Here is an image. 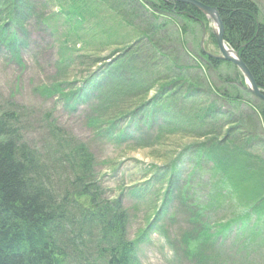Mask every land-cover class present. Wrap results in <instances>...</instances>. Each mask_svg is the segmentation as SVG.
Instances as JSON below:
<instances>
[{
  "label": "rangeland",
  "instance_id": "374dc122",
  "mask_svg": "<svg viewBox=\"0 0 264 264\" xmlns=\"http://www.w3.org/2000/svg\"><path fill=\"white\" fill-rule=\"evenodd\" d=\"M42 1L15 0L11 5L9 16L28 28L34 47L25 48L22 67L7 51L6 45H0V111L10 104L24 107L28 126L26 135L32 143H42L48 123L46 119L51 117L57 126L86 144L96 160L94 175L102 199L110 203L113 213L114 209L120 207L129 213L128 238L143 234L156 209L163 204V194L159 192L155 175H160L172 162L185 172V178H189L187 182L190 187L183 186L184 192L190 196L196 195L199 199L195 211L198 215L196 213L194 216L199 224L208 222L211 226L209 231L215 232V227L234 222L226 231V236L218 239L219 244L213 248L208 245L202 247L204 258L201 260L192 257V254L188 256L186 245L182 243L183 231L190 226L187 217L176 221L174 225L169 223V218H165L162 240L149 242L146 236L140 242L138 255L141 264H264V217L259 219L261 229L246 228L242 231L236 222L242 220L251 206L260 203L264 207V125L254 109L260 101L248 91L243 74L233 63L218 60L217 64L210 65L200 58L202 45L211 54L220 55L212 37L214 23L205 18L204 32L199 22L185 15L170 11L155 14L152 8L144 6L156 4V0H144L149 4L138 0H78L75 5L85 8V18L78 36L67 34L62 14L59 15L58 28L55 26V32L50 33L48 28L41 30L35 24L36 15L42 16L43 12L50 10L41 4ZM59 1L66 10L70 1ZM255 2L260 10V19L264 20V0ZM6 3L7 0H0V7ZM104 5L117 6L111 10ZM120 5H128L139 15L142 13L146 20L135 21L138 25L136 28L128 26L117 14L129 8ZM91 8H96L98 13ZM145 28H148L147 33ZM77 37L80 39L76 40ZM149 41L163 49V52H158L162 55L157 58L160 62L153 69L143 72L144 78L150 76L151 83L128 91L127 87L121 96L116 95L113 100L107 95L106 100L95 98L83 104L67 102L57 94L58 89L67 93L90 85L99 71H106L109 75L110 70H113L112 64L125 53L135 50L134 47L131 49L132 46H139L142 56L149 58L143 53H154ZM62 56L64 59H61ZM57 59L61 71H57ZM180 86L184 92L192 94L191 98L187 97V101L192 104L189 106L196 116H202L204 108L213 104L219 110L216 112L223 113L220 115L221 120H228L224 123L219 119L210 122L212 128L209 125L206 131L212 133L207 135H199L197 130L192 129L195 124L185 126L187 129L183 131L175 129L170 132L164 130L166 125L161 131L158 123L156 126L154 123L150 128L152 131L149 129L148 132L149 140L135 146L114 144L106 134L97 130V125L102 124L90 122L96 116L97 121L107 116L106 112L112 104L117 113L143 112L151 115L154 106L163 103L160 99L165 90L171 93L180 89ZM113 87L115 82L111 80L107 90L113 92ZM183 103V100H175L173 108H169V117L181 111ZM151 104L153 106L149 112L147 107ZM186 114L191 115L190 112ZM169 117L167 123H172L173 119L169 120ZM231 121L237 122L226 124ZM217 125H223L220 128L223 134L214 133ZM228 130L232 131L231 139L236 140H233L234 144H240L245 137H249V142L256 140L257 143L247 150L250 154L241 157L243 164L230 176L214 167V158L205 156L211 150L208 148L212 145L211 140L218 142L226 140V137L228 139ZM229 146L236 147L232 144ZM248 164L255 169H251ZM144 179L150 180L149 185H146L148 190H143L139 195L128 194L133 183L141 184ZM208 185L211 188L208 189ZM216 191L221 204L224 203L223 209L215 204L211 196ZM177 204L178 210L182 209L181 202L174 199L168 203L169 210H174ZM111 214L107 217L113 220ZM208 214L211 222L206 219ZM255 217L256 214L252 213L249 225ZM216 221L218 224L214 225ZM93 222L99 223L98 220ZM254 225L257 226L256 222Z\"/></svg>",
  "mask_w": 264,
  "mask_h": 264
},
{
  "label": "trees",
  "instance_id": "16d2710c",
  "mask_svg": "<svg viewBox=\"0 0 264 264\" xmlns=\"http://www.w3.org/2000/svg\"><path fill=\"white\" fill-rule=\"evenodd\" d=\"M14 1L7 0L6 5L0 7V26L12 23L23 28V24H18L14 17L9 16ZM66 1H70L69 5H66V10L59 3L55 13L39 19L50 27L55 17L62 14L65 24L69 25L67 34L73 33L78 36L77 33L84 22L85 8L83 5H75L78 4V0ZM195 1L217 8L224 25L225 42L239 53L257 86L264 91V20L260 19V10L255 0ZM144 3L149 4V2ZM104 6L113 10L112 8L117 5ZM120 6L129 8L128 5ZM144 6L152 8L155 14L170 11L192 19H205L202 12L185 2L157 1L156 4ZM4 9L7 12L6 18L2 14ZM91 10L98 13L96 8ZM117 15L132 28L138 26L135 21L146 20L142 13L139 15L131 8L124 9ZM3 28L5 30V26ZM147 30L148 28L144 29L146 33ZM24 35L29 39L27 34ZM78 39L80 38L77 37L76 40ZM22 42L24 40L17 36L12 40L10 49L15 50ZM149 45L154 53H145L142 50L146 56H150L149 58L142 56L139 46H132L131 49L134 47L135 50L125 53L112 64L113 70H110L109 75L105 71L100 83L95 80L92 84L93 88H89L95 93V98L106 100L109 95L113 100L116 95L121 96L123 89L127 87L128 91L130 88L151 83L150 76L144 78L143 72L153 69L160 62L157 58L162 55L158 52H163V49L152 41H149ZM61 59H64V56ZM111 80L115 82L113 92L107 90ZM55 88L58 86L55 85ZM190 95L192 94L184 92L180 86V89L171 93L165 90L164 96L162 95L160 99L163 103L155 105L151 115L143 112L117 113L112 104L106 112L107 116H103L98 121L96 116L91 121L89 118V121L95 125L102 124L98 129L104 130L105 134L114 141H132L142 145L146 135L142 132L143 127L150 128L154 123L155 126L158 123L161 131L166 125L164 130L170 132L175 129L183 131L187 129L185 126L195 124L192 129L197 130L199 135L203 133L207 135L212 133L206 131L209 125L210 129L212 128L210 122L219 119L224 123L228 120L225 118L221 120L220 115L223 113L216 112L219 110H216L213 104L204 108L202 116H196L190 109L189 104H192L187 101V97H192ZM75 96L76 93L73 91L65 94L68 100ZM175 100L181 102L183 100L184 103L181 111L171 118L168 115L169 108H173ZM152 106L151 104L147 107L149 112ZM254 109L264 125V103L260 101ZM22 110L23 107L10 104L0 113V264H66L68 253L75 254L77 259L75 262H80L79 264H134L133 254L136 243L126 238L128 215L118 209H114L113 213L110 203L102 199V192L94 175V158L87 147L75 137L62 133L56 128H52L41 149L30 145L24 140L23 131L27 125ZM187 112L191 115H187ZM168 117L169 120L173 119L172 123H167ZM158 118L162 120L158 121ZM235 122L237 121L226 124ZM222 126L217 125L214 133H222L220 131ZM232 135V131H229L228 139L226 137V140L218 142L211 140L212 145L208 147L211 150L205 154L207 158H214V167L217 170L221 169V172L228 176L240 169L243 164L241 157L250 154L247 150L257 144L256 140L249 142V137H245L240 144H234L233 140H236L231 139ZM230 144L236 147H230ZM248 166L255 169L251 164ZM247 170L248 167L245 171ZM165 171L160 175L156 174L155 180L160 184H166L164 196L175 193V198L182 203L187 222L191 224V228L182 234V243L186 245L188 256L192 254V257L202 260L204 258L201 254L202 247L207 244L214 247L218 243L219 232H226L234 222L223 224L219 228L215 227V232L209 231L211 226L208 222L199 224L197 218H194L196 213V216L198 215L195 211L198 209L196 206H199V199L196 195L190 196L183 190V186L190 187L187 182L189 178L184 177L185 172H182L175 162L167 166ZM146 183L149 184V181ZM207 187L209 189L211 185ZM211 196L216 201L215 204L220 205L222 209L225 208L217 191ZM110 212L113 220L107 217ZM252 213L256 214L253 223L256 222L257 226H253L252 223L250 229H261L259 219L264 217V207L260 203L251 206L242 220L238 219L236 222H240L242 228L245 227L244 224L248 225L251 221ZM206 219L211 222L209 214ZM95 220L99 223H94ZM213 224H218V221ZM86 239H90L93 243L91 251L85 250L86 254L98 251L97 254L87 258L80 255V251H83V245L80 243ZM84 246L88 248L87 244Z\"/></svg>",
  "mask_w": 264,
  "mask_h": 264
},
{
  "label": "water",
  "instance_id": "95a60500",
  "mask_svg": "<svg viewBox=\"0 0 264 264\" xmlns=\"http://www.w3.org/2000/svg\"><path fill=\"white\" fill-rule=\"evenodd\" d=\"M163 1L185 2L191 4L194 7H196L198 10L203 12L206 16L210 17L217 27V30L215 31L214 34L221 53V56H219V58L234 63L243 73L248 87V91L252 93L257 99H260L261 101L264 102V91H262L257 86L255 79L251 74L250 70L248 69L247 65L243 62L237 51L227 48V45L225 44L224 41V25L217 8L204 5L195 0H163ZM228 50H230L231 52H229Z\"/></svg>",
  "mask_w": 264,
  "mask_h": 264
},
{
  "label": "flooded vegetation",
  "instance_id": "af4514ba",
  "mask_svg": "<svg viewBox=\"0 0 264 264\" xmlns=\"http://www.w3.org/2000/svg\"><path fill=\"white\" fill-rule=\"evenodd\" d=\"M206 53H207L206 51H203V50H202L201 58H202L204 61H206L208 64H210V65L213 64L214 61H216V60L213 59V58H211V57H209Z\"/></svg>",
  "mask_w": 264,
  "mask_h": 264
},
{
  "label": "bare ground",
  "instance_id": "6f19581e",
  "mask_svg": "<svg viewBox=\"0 0 264 264\" xmlns=\"http://www.w3.org/2000/svg\"><path fill=\"white\" fill-rule=\"evenodd\" d=\"M229 52H231L230 50H228ZM232 54H234V53H232Z\"/></svg>",
  "mask_w": 264,
  "mask_h": 264
}]
</instances>
